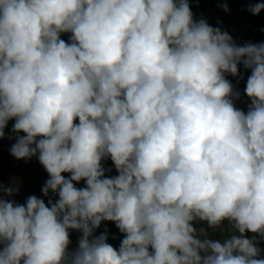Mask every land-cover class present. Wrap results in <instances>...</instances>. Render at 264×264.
I'll use <instances>...</instances> for the list:
<instances>
[{"label":"clouds","instance_id":"1","mask_svg":"<svg viewBox=\"0 0 264 264\" xmlns=\"http://www.w3.org/2000/svg\"><path fill=\"white\" fill-rule=\"evenodd\" d=\"M9 121L48 179L23 204L0 183V264H264V42L189 0H0V140Z\"/></svg>","mask_w":264,"mask_h":264},{"label":"rangeland","instance_id":"2","mask_svg":"<svg viewBox=\"0 0 264 264\" xmlns=\"http://www.w3.org/2000/svg\"><path fill=\"white\" fill-rule=\"evenodd\" d=\"M225 3H227L229 9L227 12L223 10V4ZM261 3H264V0H261ZM189 4L194 14V19H206L211 26L220 27L223 31H227L238 45H244L249 42L251 38V24L254 18V15L248 11L251 0H189ZM261 42H264V21H262L261 24V34L258 43ZM248 71L250 73V70ZM227 78L237 90L241 77L234 78L228 76ZM235 105L237 108L241 109V105L236 101ZM13 123L14 121H9L8 127L5 129L6 136L4 139L0 140V183L5 186H18V192L11 197V199H14L17 203L23 204L26 198L30 195L44 198L41 189L45 181L48 179V175L38 161L34 163L31 162V159L27 161L17 160L10 155V147L15 143V136L11 132ZM34 158L36 157H33L32 159ZM109 160L111 165L108 169H111V171H106L107 177L118 174L111 159ZM32 168L36 173L35 178H29L25 173L28 169ZM62 175L67 177L69 174L64 173ZM76 186L84 187L85 182L81 181ZM197 227L206 228L207 226L198 224ZM105 228L108 230V242L118 249L123 235L119 232L113 222H102L100 228L96 230L95 235L104 232ZM209 232L213 238H220L221 234L219 232L211 233V230H209ZM79 236L80 233L76 231L71 232V248L74 249L78 246ZM260 247L264 249V243H261ZM262 258H264V254H262Z\"/></svg>","mask_w":264,"mask_h":264},{"label":"trees","instance_id":"3","mask_svg":"<svg viewBox=\"0 0 264 264\" xmlns=\"http://www.w3.org/2000/svg\"><path fill=\"white\" fill-rule=\"evenodd\" d=\"M254 3H261V0H251V4H254ZM262 21H264V10H261L259 15H254V18L251 24V38L249 40L250 43L256 44L260 40ZM69 35L70 34H67V33L62 34L61 39H64L67 42L69 40ZM249 75H250L249 71L245 70L243 66L241 65V77L242 78L240 79L239 87L237 89V91H239L241 95H240V99L236 100V102L239 105H241V110H244L245 112L247 111V108L249 105V99L244 93V88L246 86V80ZM109 159L103 161V165L105 169H108L109 166L111 165Z\"/></svg>","mask_w":264,"mask_h":264},{"label":"crops","instance_id":"4","mask_svg":"<svg viewBox=\"0 0 264 264\" xmlns=\"http://www.w3.org/2000/svg\"><path fill=\"white\" fill-rule=\"evenodd\" d=\"M38 161V159L37 158H34V159H31V162H37ZM26 175H28V177L30 178H35V175H36V173L34 172V170H33V168L32 169H28L26 172Z\"/></svg>","mask_w":264,"mask_h":264},{"label":"water","instance_id":"5","mask_svg":"<svg viewBox=\"0 0 264 264\" xmlns=\"http://www.w3.org/2000/svg\"><path fill=\"white\" fill-rule=\"evenodd\" d=\"M116 247H117V243H116Z\"/></svg>","mask_w":264,"mask_h":264}]
</instances>
